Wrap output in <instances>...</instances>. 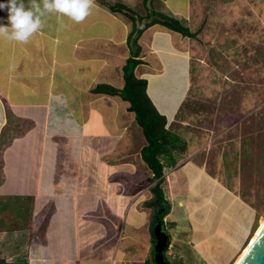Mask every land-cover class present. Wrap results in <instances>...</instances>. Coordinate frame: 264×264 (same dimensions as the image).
Here are the masks:
<instances>
[{
  "label": "crops",
  "instance_id": "1",
  "mask_svg": "<svg viewBox=\"0 0 264 264\" xmlns=\"http://www.w3.org/2000/svg\"><path fill=\"white\" fill-rule=\"evenodd\" d=\"M166 1H159L160 11L174 15ZM116 2L130 8L142 3L93 0L81 23L52 14L26 44L0 38V217L11 213L14 226L0 231V257L6 261L147 263L151 208L144 202L154 182L143 185L152 176L140 153L146 141L128 102L93 92L100 83L123 86L132 23L104 5ZM7 17V10H0V25H8ZM187 39L158 24L138 39L143 62L135 75L147 80V93L165 115L168 129L174 122L188 124L177 120L181 102L157 103L148 73L159 75L174 57L185 60L183 71L184 65L188 68L193 50ZM182 137L186 145L177 152L176 164L164 168L163 183L184 186L181 215L196 231H223V203H237L246 216L227 230L247 231L254 209L239 195L231 201L228 189L215 187L205 162L196 159L206 143L191 133ZM204 199L210 217L198 219Z\"/></svg>",
  "mask_w": 264,
  "mask_h": 264
},
{
  "label": "rangeland",
  "instance_id": "2",
  "mask_svg": "<svg viewBox=\"0 0 264 264\" xmlns=\"http://www.w3.org/2000/svg\"><path fill=\"white\" fill-rule=\"evenodd\" d=\"M159 1L152 4L156 10L162 9ZM166 3L167 10L174 13L170 15L191 31L199 32L197 38L187 39L193 50L188 68L184 65L183 71L180 65L185 60L174 57L173 65L159 75L148 73L150 94L164 106L181 102L177 120L188 124L174 122L169 130L181 142L182 136L191 133L206 143L197 161L205 162L206 174L214 180L215 187L221 185L229 190L231 201H237L233 196L239 195L252 207L254 218L247 231H228L232 222L246 216V210L237 203L224 202L227 209L220 221L224 230L196 231L178 206L185 198L184 186L163 184L170 204L163 226L170 236L165 256L169 264H232L264 217V0ZM131 7L139 14L146 12L142 3ZM161 57L171 65L165 55ZM147 60L156 62L153 56ZM202 202V211L195 217L209 219V214L204 213L208 204L205 199ZM10 214L1 213L0 231L12 226ZM150 250L146 251V262L150 260ZM18 255L22 256V251Z\"/></svg>",
  "mask_w": 264,
  "mask_h": 264
},
{
  "label": "trees",
  "instance_id": "3",
  "mask_svg": "<svg viewBox=\"0 0 264 264\" xmlns=\"http://www.w3.org/2000/svg\"><path fill=\"white\" fill-rule=\"evenodd\" d=\"M146 10L145 14H139L127 5L116 3H104L111 12L125 15L132 23L126 43L129 48V56L122 67L123 86L116 88L111 85L100 83L93 89L94 93L117 95L128 102V111L134 113L135 121L142 130L146 143L141 148V158L150 169L152 176L144 179V183L154 184L149 188L151 197L144 202L151 208V251L150 260L147 264H155L153 259L155 237L153 227L157 220L164 226V217L170 210V204L164 195L162 184L164 183V168L174 166L177 161V152L183 150L180 137L167 128V119L161 114L147 93V80L135 75V68L143 61L140 58V46L138 39L143 30L158 24L169 30L179 33L183 37L195 39L199 30L191 31L182 21L163 11L156 10L152 6V0H141ZM151 7V8H150ZM150 8V9H148ZM181 146L180 148H178ZM254 230V229H253ZM170 245L168 235L167 246L163 250L166 261V251ZM0 264H23V262L6 261L0 257Z\"/></svg>",
  "mask_w": 264,
  "mask_h": 264
},
{
  "label": "clouds",
  "instance_id": "4",
  "mask_svg": "<svg viewBox=\"0 0 264 264\" xmlns=\"http://www.w3.org/2000/svg\"><path fill=\"white\" fill-rule=\"evenodd\" d=\"M93 0H6L0 10H7L8 25H0V38L26 44L44 27L45 19L57 14L75 23L83 22L91 12Z\"/></svg>",
  "mask_w": 264,
  "mask_h": 264
},
{
  "label": "water",
  "instance_id": "5",
  "mask_svg": "<svg viewBox=\"0 0 264 264\" xmlns=\"http://www.w3.org/2000/svg\"><path fill=\"white\" fill-rule=\"evenodd\" d=\"M153 235L156 240L153 254L154 263L169 264V262L165 260L163 254V250L167 246L168 234L163 229V225L160 220H157L153 227ZM240 264H264V236H259L257 238Z\"/></svg>",
  "mask_w": 264,
  "mask_h": 264
},
{
  "label": "bare ground",
  "instance_id": "6",
  "mask_svg": "<svg viewBox=\"0 0 264 264\" xmlns=\"http://www.w3.org/2000/svg\"><path fill=\"white\" fill-rule=\"evenodd\" d=\"M264 229V217L259 221L257 227L253 231L252 235L249 237L247 243L241 248L238 255L233 260L232 264H240L244 257L248 254L250 247L255 243L259 237V233Z\"/></svg>",
  "mask_w": 264,
  "mask_h": 264
},
{
  "label": "snow or ice",
  "instance_id": "7",
  "mask_svg": "<svg viewBox=\"0 0 264 264\" xmlns=\"http://www.w3.org/2000/svg\"><path fill=\"white\" fill-rule=\"evenodd\" d=\"M259 236H264V230L259 233Z\"/></svg>",
  "mask_w": 264,
  "mask_h": 264
}]
</instances>
